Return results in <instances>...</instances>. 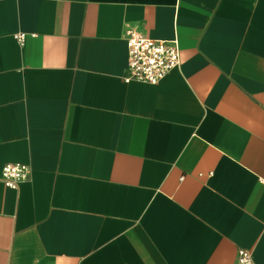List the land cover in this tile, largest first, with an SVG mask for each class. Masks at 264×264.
Returning <instances> with one entry per match:
<instances>
[{"label":"crops","instance_id":"1","mask_svg":"<svg viewBox=\"0 0 264 264\" xmlns=\"http://www.w3.org/2000/svg\"><path fill=\"white\" fill-rule=\"evenodd\" d=\"M128 29L176 38L179 68L125 82ZM240 249L264 264V0H0V264Z\"/></svg>","mask_w":264,"mask_h":264},{"label":"built area","instance_id":"2","mask_svg":"<svg viewBox=\"0 0 264 264\" xmlns=\"http://www.w3.org/2000/svg\"><path fill=\"white\" fill-rule=\"evenodd\" d=\"M32 37H37L32 35ZM23 45L27 34L20 33L15 36ZM128 47V65L124 80L156 85L160 83L173 70L181 65V54L178 40H155L144 36L132 29L125 31ZM31 167L24 164H6L1 173V181L11 189L31 179ZM235 264H255L252 252L240 249Z\"/></svg>","mask_w":264,"mask_h":264}]
</instances>
